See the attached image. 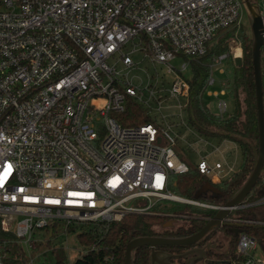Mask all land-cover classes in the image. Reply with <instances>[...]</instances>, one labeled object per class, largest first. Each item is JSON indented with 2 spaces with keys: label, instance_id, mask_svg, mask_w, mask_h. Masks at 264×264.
<instances>
[{
  "label": "built area",
  "instance_id": "2783aa9c",
  "mask_svg": "<svg viewBox=\"0 0 264 264\" xmlns=\"http://www.w3.org/2000/svg\"><path fill=\"white\" fill-rule=\"evenodd\" d=\"M243 12L240 0H0V229L14 236L19 255L33 264L31 244L44 243L49 231L107 227L126 215H146L159 201L215 214L223 208L168 192L170 177L189 168L175 148L188 133L199 135L184 121V133L165 118L157 122L149 111L150 102L159 108L171 99L180 113L186 108L184 72L219 33L234 37L212 69L233 61L236 51L242 56L236 35ZM134 55L183 64L169 67V83L136 88L124 74L136 66ZM213 84L211 75L207 86ZM130 100L148 112V123L121 125ZM227 111L228 103L218 101L217 115ZM218 154L195 166L215 188L237 172L222 165L230 151ZM249 195L223 220L236 236L226 264H264L259 236L243 230L264 229V188ZM10 244L0 240V264Z\"/></svg>",
  "mask_w": 264,
  "mask_h": 264
},
{
  "label": "trees",
  "instance_id": "16d2710c",
  "mask_svg": "<svg viewBox=\"0 0 264 264\" xmlns=\"http://www.w3.org/2000/svg\"><path fill=\"white\" fill-rule=\"evenodd\" d=\"M233 37V31L219 33L214 43L209 45L205 55L189 61L190 77L186 79L189 92L185 112L187 126L200 137L217 138L235 143L242 153L241 165L231 178L216 185L219 196L208 192L195 198L198 190L209 181L188 162L187 173L170 177L168 192L175 197L223 206L244 184L252 170L254 162L252 147L257 148V115L251 64V41L246 29H240L236 35L242 47L241 65L236 67L233 61L227 60L225 68L227 76L224 88L225 97L232 104V110H228L222 116L213 115L204 102L208 80L213 72V59L227 54L228 43ZM261 71L264 103V66L262 64ZM148 122V112L130 100L121 118V125L138 126ZM179 158L185 160L182 154H179ZM260 188H264V168L252 192H257ZM214 215L215 212L211 210L173 201H159L150 208L146 215H126L119 222H112L107 227L81 226L87 229L79 234L78 241L86 250L73 264H123L126 245L132 239L189 237L199 232ZM169 221H172V226L163 228V225ZM73 230L74 226L69 227L67 232H73ZM243 230L259 236V245L264 253V229L245 228ZM218 231L226 236L234 234L227 227H219L213 230L208 238ZM235 237L217 257L229 260L234 256ZM53 238H55L54 232L50 238L45 236L44 243L33 242L31 244L30 256L34 258L33 264H68L66 252L62 248L52 246ZM0 240L11 242L10 247L6 249L8 255L4 264H30L26 255L18 254V246L11 233H4L0 229ZM184 249L185 247L158 248V250L169 253H181ZM150 253L151 249L148 247L137 248L132 253L131 264H149Z\"/></svg>",
  "mask_w": 264,
  "mask_h": 264
},
{
  "label": "rangeland",
  "instance_id": "374dc122",
  "mask_svg": "<svg viewBox=\"0 0 264 264\" xmlns=\"http://www.w3.org/2000/svg\"><path fill=\"white\" fill-rule=\"evenodd\" d=\"M256 2L259 11L264 14V2L262 0H256ZM242 26L243 29L247 30L248 36L250 38L246 12H243L242 14ZM216 37H214L213 40L210 41L209 45H212L214 43ZM231 42L232 40L229 41L227 49H229L228 47ZM235 54H237L236 56H238L239 52H236ZM132 60L134 61L136 66H134L130 71L126 70L124 74L127 75V78L131 81L134 87L142 89L146 88L149 84L154 86L155 84L159 85L163 82L169 83L172 77L171 74L168 73L169 67L179 69L183 64V61L181 59L173 61L168 66L152 64L146 61H141L138 55H134L132 57ZM227 62L228 61L226 60L220 67H218L217 69H213L212 80L214 81V84L209 86L206 91L211 94H217V96L205 95L204 99L206 107L213 115H217V103L220 100H224L225 102H227L228 110H232V104L227 100L225 95H220L221 91L225 88V82L227 79V76L225 74ZM220 68L223 69V74H220L218 72ZM121 69L122 68L120 66H117L118 71H121ZM184 77L186 79L190 77L189 67H187V70L184 72ZM183 103L184 102L181 101L180 104ZM177 105L178 103L173 99L162 103L161 107L159 108L155 103L150 102L149 114L151 118L157 122H160L162 118H165L166 122L173 123L177 130H181V133H184L185 129L181 128L179 125L181 121H187V115L185 109H183V111H181L180 113L179 109H177ZM218 150H226V152L227 150L230 151V154H228L229 157H227L225 161L222 162V165L232 168L234 171H238L242 162V153L239 147L232 142H224L223 140L217 138H203L196 136L195 134H192V132H190L186 135V141L179 144L175 148V152L178 157L179 154H182L192 166H196V164L204 156L209 157L212 161L217 160L219 155ZM254 195L255 192H251L249 197H252ZM86 229V227H81V225H75L73 232L65 233L62 227L56 228L54 233L55 238L52 239V246L67 249L66 255L68 264H73L76 259H78L85 252L86 249L79 243L78 236ZM42 235L43 232H39V234L35 235V239H41ZM233 236L235 237L234 234H229L227 236L222 235V233L218 231L210 238L214 239L217 244L220 245L222 253L223 250H225V248L227 247V244L234 238Z\"/></svg>",
  "mask_w": 264,
  "mask_h": 264
},
{
  "label": "water",
  "instance_id": "95a60500",
  "mask_svg": "<svg viewBox=\"0 0 264 264\" xmlns=\"http://www.w3.org/2000/svg\"><path fill=\"white\" fill-rule=\"evenodd\" d=\"M247 14V23L251 41V64L253 70V83L255 92V108L257 115V148L252 147L253 151V167L244 184L235 191L229 200L223 205V208L207 221L202 229L194 235L185 238H168V237H138L128 242L125 250V258L123 264H131L132 253L137 248L148 247L151 249L149 256V264H165L169 260L186 259L195 253L191 250L182 255H169L158 250L162 247H193L202 241L211 231L223 226V220L229 215L230 209L241 204L244 199L252 192L260 174L264 168V103L262 92V71L260 59V47L263 43L262 38V20L259 9L252 4L250 0H240ZM241 57L233 59L236 67L241 65ZM211 193L219 196L217 188L206 183L195 194V198L205 193ZM172 221L163 225V228H170ZM51 237V231L48 232V238Z\"/></svg>",
  "mask_w": 264,
  "mask_h": 264
},
{
  "label": "flooded vegetation",
  "instance_id": "af4514ba",
  "mask_svg": "<svg viewBox=\"0 0 264 264\" xmlns=\"http://www.w3.org/2000/svg\"><path fill=\"white\" fill-rule=\"evenodd\" d=\"M209 234L195 246L185 247L181 253H169L160 250L169 255H182L191 250H195V253L188 256L186 259L169 260L168 263L165 264H226V260L217 257V255L221 253L220 245L217 244L214 239L208 238Z\"/></svg>",
  "mask_w": 264,
  "mask_h": 264
},
{
  "label": "bare ground",
  "instance_id": "6f19581e",
  "mask_svg": "<svg viewBox=\"0 0 264 264\" xmlns=\"http://www.w3.org/2000/svg\"><path fill=\"white\" fill-rule=\"evenodd\" d=\"M236 52H239V51H236ZM236 52H235V53H236ZM236 55H237V54H236ZM237 57H239V55H238Z\"/></svg>",
  "mask_w": 264,
  "mask_h": 264
}]
</instances>
